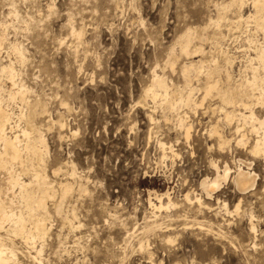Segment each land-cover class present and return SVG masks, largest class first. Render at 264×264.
I'll return each mask as SVG.
<instances>
[{
  "label": "rangeland",
  "instance_id": "374dc122",
  "mask_svg": "<svg viewBox=\"0 0 264 264\" xmlns=\"http://www.w3.org/2000/svg\"><path fill=\"white\" fill-rule=\"evenodd\" d=\"M229 1L0 0V69L14 66L17 83L28 88L27 101L38 110L31 121L46 140V170L56 192L47 201L51 230L38 259L7 223L0 231V243L16 251L19 264H264V160L236 147L237 137L224 116L213 113L221 101L204 99L202 78L190 82L197 89L198 108L184 107L179 113L192 125L188 140L177 126V115L162 113L145 98L154 72L165 75L171 89L186 92L182 68L189 60L181 56L178 39L187 29L216 20L215 6ZM231 11L220 32L237 59L232 70L236 81L246 56L254 57L252 40L263 44L264 36L245 24L243 30L236 28L231 22L237 20V10ZM252 13L246 4L244 17ZM73 27L82 33L81 44L71 35ZM216 32L208 29L204 41L196 40L205 54L195 61L217 56L212 48ZM14 43L25 50L24 61L10 50ZM174 61L172 69L169 62ZM4 76L0 72L4 105L18 116L27 109L20 100L6 101L12 83ZM215 122L231 141L224 151L218 138L208 135ZM159 142L174 154L167 150L164 155ZM238 159L257 175L255 187L243 193L229 179L207 200L200 184L213 177L211 161L220 166L228 162L234 177ZM71 166L77 170L76 181L69 178ZM0 175L11 198L6 177ZM67 182L73 190L63 203ZM167 192L178 209L153 210L149 194ZM187 193L193 204L184 201ZM196 196H203L210 209H200ZM224 203L231 215L223 210ZM155 225L159 228L152 229Z\"/></svg>",
  "mask_w": 264,
  "mask_h": 264
},
{
  "label": "bare ground",
  "instance_id": "6f19581e",
  "mask_svg": "<svg viewBox=\"0 0 264 264\" xmlns=\"http://www.w3.org/2000/svg\"><path fill=\"white\" fill-rule=\"evenodd\" d=\"M248 3L252 6L253 13L245 18L244 8ZM215 7L217 9L216 20L210 19L209 23L200 29H187L176 44L181 56H185L189 60L182 68L183 76L188 80L186 92L171 89L165 75H158L154 72L152 84L147 89L145 98L151 100L156 108L161 109L162 113L165 114L168 111L177 115V126L184 130L188 140L191 137L192 125L188 124L187 119L181 117L179 113L184 107L193 110L198 108V102L195 99L197 89L190 82L193 77L199 80L202 78L205 91L204 99L215 97L221 101L222 106L218 110H214L213 113L219 111L224 116L230 134L237 137L236 147L264 160V117L260 116L261 111H264V43L257 44L254 42L255 40H252L251 44V40L249 41L254 57L246 56L248 57L246 58L247 61L243 58L246 61V66L244 69L242 68L244 64L241 66L239 78L235 81L232 70L236 64V58L231 54L229 48L224 46L225 36L220 32L222 25L230 21L228 13L231 10H237V20L231 24L236 28H240L244 24L248 25V27H253L255 34L261 33L264 36V0H230L225 5L221 4ZM211 28L217 31L212 38L213 53L217 56H212L211 61H206L203 57L195 61L194 58H197L198 55L205 54L202 46H198L195 42L196 40L204 41L203 32ZM71 35L79 44L82 43V33L77 32L74 27L71 29ZM2 42L1 39L0 49ZM10 50L12 53L15 52L22 61L25 60V50L21 44H11ZM174 52L175 50L171 55H174ZM237 58L239 59V57ZM170 62L171 68L174 69L175 61ZM0 72L6 74L4 77L12 83V89L8 92L6 101L20 100L27 109L26 112L21 111L18 116L13 114L11 110L5 107V99L1 96L3 90L0 88V172L6 177L8 193L12 195L9 198L5 193L0 175V231L6 229L5 224L7 223L10 232L15 237H19L26 245L31 246L36 251L37 257L35 258L38 259L43 252V244L51 230L48 223L51 216L47 201L56 196L54 184L49 181L46 170L48 146L41 129L31 121L38 110L35 105L32 106L27 101L28 88L17 83L18 74L14 66L2 68ZM223 76L224 78H222ZM224 84L226 85L224 86ZM150 120L154 121L155 119L150 117ZM219 122L210 126L208 135L209 138L217 137L219 140L218 147L224 151L230 147L231 141L224 136L225 133L220 128ZM58 125L64 129L65 124L63 122H59ZM250 136L253 137L252 140ZM159 147L163 150L164 155H166L167 150L174 154L173 148H167L166 144L162 142H159ZM210 148L212 147L209 146ZM237 162L240 166L232 177V169L228 162H224L223 166H220L217 161H211L214 170L213 177H205L200 184L202 194L207 200L213 199L214 195L220 192L223 184L229 179H232L238 191L243 193L255 187L257 175L252 173L250 165L242 159H238ZM66 167L68 168V165ZM244 167H247V170ZM69 171L71 172L69 178L72 177L71 180L76 181L78 173L75 166L69 167ZM60 172H62L61 168L53 171V175L58 176ZM62 188L61 202L64 203L73 189L72 184L68 182ZM151 196H154L159 205L153 202ZM202 198L203 196L195 197V202L199 208L210 209L205 206ZM165 200L167 201L166 204H164ZM184 201L193 204L190 193L185 195ZM149 205L156 211L176 210L179 207V203L173 201L169 192L149 194ZM60 206L58 204V208ZM222 208L227 215H231L226 203L222 204ZM239 208L237 206L236 211ZM57 213L60 214L61 211L58 210ZM253 218L254 216L251 215V233L256 235V228L252 223ZM68 224L75 228L72 221H69ZM155 228L158 229L159 227L155 225L152 229ZM127 236L128 239H132L133 233H128ZM171 241L168 239V242ZM0 242L2 241L0 240ZM6 247L0 243V264H19L16 251Z\"/></svg>",
  "mask_w": 264,
  "mask_h": 264
}]
</instances>
